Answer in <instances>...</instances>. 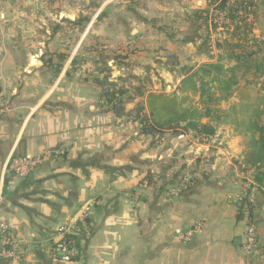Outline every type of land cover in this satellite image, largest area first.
Here are the masks:
<instances>
[{
	"label": "crops",
	"instance_id": "crops-1",
	"mask_svg": "<svg viewBox=\"0 0 264 264\" xmlns=\"http://www.w3.org/2000/svg\"><path fill=\"white\" fill-rule=\"evenodd\" d=\"M62 3L0 0V220L26 246L21 264H264L241 246L249 210L231 158L244 148L140 129L148 94H178L208 61L204 22L133 1L116 2L115 16L101 15L105 2ZM111 54L118 64L105 77ZM12 154L43 163L17 178L6 171ZM85 204L80 256L52 259L55 229Z\"/></svg>",
	"mask_w": 264,
	"mask_h": 264
},
{
	"label": "trees",
	"instance_id": "trees-1",
	"mask_svg": "<svg viewBox=\"0 0 264 264\" xmlns=\"http://www.w3.org/2000/svg\"><path fill=\"white\" fill-rule=\"evenodd\" d=\"M254 7L252 0H217L216 10L223 14L222 19L228 21V27L234 25L230 38H224L218 46L233 64L225 65L219 59L204 62L180 82L178 94L149 93V114L139 123L143 133H174L179 130H171V126L184 123L182 127L187 130L207 136L215 133L217 123H235L238 134L248 141L244 165L259 170L254 179L261 183L264 178V38L259 39L255 34L247 37L249 30L237 33L249 24V17H256ZM204 17L212 31L222 26L209 18V14ZM240 80L243 85L238 90V102L226 112L219 102L227 100ZM213 84L215 91H212ZM216 91L222 94L216 96ZM116 93L119 91L108 89L104 96L112 100Z\"/></svg>",
	"mask_w": 264,
	"mask_h": 264
},
{
	"label": "rangeland",
	"instance_id": "rangeland-1",
	"mask_svg": "<svg viewBox=\"0 0 264 264\" xmlns=\"http://www.w3.org/2000/svg\"><path fill=\"white\" fill-rule=\"evenodd\" d=\"M55 1H60V0H42V2L44 3L48 2V4L54 3ZM61 1L65 5H68L69 3L73 2V0H61ZM120 1L139 2L140 5L145 7V9L148 8L151 9L156 14V16H161L163 14L169 18L172 16H193L194 18L199 19L200 22L201 21L204 22L205 25L207 24V22L204 15L209 14V18L215 19L217 25L218 26L222 25V26L217 28L215 31H212L208 26L204 29L205 35L203 36L205 37V40L203 43H206V46L203 44L205 46V57L202 59L208 60L207 62L210 61L209 59H211L212 61L219 59L220 62L225 65L233 64V62L228 61L226 56L223 55L222 49H219L218 47L220 42L224 40V38L228 36L230 38L231 33L234 31V25L228 27V21L222 19L223 14L218 13V11L216 10L217 0H209V1L195 0L192 5L185 2L183 8H181L179 11L173 7L168 9V6H165V8H163L162 5L164 0L163 1L154 0L153 3H151L150 5L148 4V1L152 2V0H89V2L93 4L92 7H95V4L100 2H105V4L106 3L108 4V7L105 9L104 13L101 14L103 16L106 15L115 16V14L118 15V13H120V10H118V6L116 5V2H120ZM252 1L253 2L255 1V7L253 11H255L256 17L255 18L252 16L249 17L248 20L249 24H247L248 27L247 25L245 27L242 26L239 29V31H237V33H241L246 30H249L246 33L247 37L251 36L252 34L253 35L255 34L258 36L259 39H262L264 38V0H252ZM77 2H79L78 4L81 5L82 7L83 6L82 4L85 3V0H77ZM66 27H68V25H66ZM106 59H108L109 65L108 63H106V65H104V68L101 67L105 71L104 74L105 77L109 76L112 73L113 69L111 66L118 64V59L116 54L114 55L111 54ZM111 59H113V63ZM242 85H243V81L240 80L239 86L236 85L231 89L230 95L227 97V100H221L219 102L220 103L219 106L223 110L227 112V110L231 106L237 104L239 98L238 90L241 88ZM109 88L111 87L109 86ZM213 88L214 89H212V91H215L216 90L215 84H213ZM119 89L120 87H118V89L115 90H119ZM119 92H121V90H119ZM215 94L216 96H220L222 92L216 91ZM182 124L178 125L177 130L180 131L182 130V132H186L190 134L192 139H195L198 142L210 143L213 145L217 144L220 147H224V146L227 147V143L225 141L222 142V139L223 140L225 139L227 141L229 139H233L237 142V146L244 148L242 149L243 152H241L242 157H238L239 156V152H238L231 158V162L237 167L240 166L241 174L238 177L239 179H237L239 183L237 196H239L238 199L241 200L239 201L240 203L244 202L246 204L245 206L244 204L242 205L243 206L242 210L243 208L245 209L246 207L249 210V211L246 210L245 214H247L248 216V221L252 223L255 227V247L252 252H247L244 249V239H245L244 231H243L241 246L243 252L246 254V256L249 259H252V262L260 261L264 256V178L261 181V183L256 181L254 179V176L257 174L259 170L257 171V169L245 167L244 165L243 158L245 151L247 149L246 145L248 141L241 134H238L237 130L239 129L236 127L235 123L229 121L215 124V132L220 131L222 137H219L220 140H216L213 142L210 139L211 135L208 136L200 135L193 130H187L185 127H182L183 126ZM171 130H176V129H171Z\"/></svg>",
	"mask_w": 264,
	"mask_h": 264
},
{
	"label": "built area",
	"instance_id": "built-area-1",
	"mask_svg": "<svg viewBox=\"0 0 264 264\" xmlns=\"http://www.w3.org/2000/svg\"><path fill=\"white\" fill-rule=\"evenodd\" d=\"M43 154H12L6 162V171L17 178H24L43 163ZM91 204L76 209L69 220L55 229L49 245L52 259L74 263L80 256L79 227H85ZM244 249L252 252L255 247V227L249 221L244 230ZM26 246L15 229L6 220H0V259L8 264H21Z\"/></svg>",
	"mask_w": 264,
	"mask_h": 264
},
{
	"label": "water",
	"instance_id": "water-1",
	"mask_svg": "<svg viewBox=\"0 0 264 264\" xmlns=\"http://www.w3.org/2000/svg\"><path fill=\"white\" fill-rule=\"evenodd\" d=\"M177 128H178V125L171 126V129H177Z\"/></svg>",
	"mask_w": 264,
	"mask_h": 264
}]
</instances>
